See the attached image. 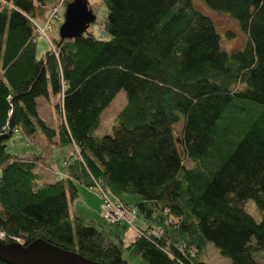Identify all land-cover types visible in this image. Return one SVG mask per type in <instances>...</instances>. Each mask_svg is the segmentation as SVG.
I'll list each match as a JSON object with an SVG mask.
<instances>
[{"label": "trees", "instance_id": "trees-1", "mask_svg": "<svg viewBox=\"0 0 264 264\" xmlns=\"http://www.w3.org/2000/svg\"><path fill=\"white\" fill-rule=\"evenodd\" d=\"M46 1L0 0L1 242L41 239L99 264H129L125 250L144 264H205L209 246L229 264H264V0H197L238 23L241 50L221 47L194 0H102L101 38H57L37 58L34 17ZM119 91L116 126L96 137ZM49 94L59 99V144L77 152L54 182L36 171L39 154L5 150L17 130L56 137L37 113ZM78 185L109 190L138 213L125 248L70 217Z\"/></svg>", "mask_w": 264, "mask_h": 264}, {"label": "rangeland", "instance_id": "rangeland-1", "mask_svg": "<svg viewBox=\"0 0 264 264\" xmlns=\"http://www.w3.org/2000/svg\"><path fill=\"white\" fill-rule=\"evenodd\" d=\"M72 2H79L84 5L88 13L92 16V20L87 23L85 30L95 37L101 38V28L107 13L106 6L102 0H47L45 7L41 9V14H36L34 20L36 25L40 27L37 31L36 38V57L42 58L45 53L51 49L55 51L54 40L60 38L59 29L65 21L67 6ZM193 8L209 17L213 25L221 37V47L230 52L232 50H241L246 41L247 36L242 32L238 23L225 14H218L209 10L200 1L192 2ZM59 99L49 94L48 97H39L36 99L37 113L39 119L45 126L55 130L56 137L49 139L48 136L40 129L30 137L23 134L21 130L15 131L13 136L6 140L5 150L7 153L27 157L32 154H39L40 163L36 168L43 174L48 182H54L55 179L66 177L67 164L69 157L76 158L77 152L73 145H60L58 126L59 115L55 110V105ZM126 97L123 91H119L109 106L100 116L99 125L94 131L96 137H102L111 134L116 126V115L123 108ZM63 176V177H62ZM112 200H117L124 206H127L118 197H115L109 190H106ZM246 213L251 215L256 221L261 219V211H259L252 200H247L243 206ZM101 202L99 200L97 190L89 191L88 187L78 185L77 197L69 204V215L74 217L82 215L86 223H90L98 229H103L104 234L112 240H117L115 236H127L133 239L132 233L135 220L130 225L126 222L103 219ZM93 220V221H91ZM93 222V223H91ZM121 231L124 230V231ZM120 231V232H119ZM127 239V241H128ZM14 242L22 243L21 239ZM123 247L125 248L124 244ZM256 257L264 259V250L256 253ZM123 258L129 264H144L137 255L131 254L125 250ZM205 264H229V260L221 257L213 246H209L202 256Z\"/></svg>", "mask_w": 264, "mask_h": 264}, {"label": "water", "instance_id": "water-1", "mask_svg": "<svg viewBox=\"0 0 264 264\" xmlns=\"http://www.w3.org/2000/svg\"><path fill=\"white\" fill-rule=\"evenodd\" d=\"M92 20L87 8L79 2L67 6L65 21L59 29L60 39L82 36L87 23ZM0 238V260L6 264H99L77 253L63 250L41 239L27 246L17 242L4 244Z\"/></svg>", "mask_w": 264, "mask_h": 264}, {"label": "built area", "instance_id": "built-area-1", "mask_svg": "<svg viewBox=\"0 0 264 264\" xmlns=\"http://www.w3.org/2000/svg\"><path fill=\"white\" fill-rule=\"evenodd\" d=\"M35 28H36V32L38 30H41L39 29L40 27H38L37 25H35ZM94 189L97 190V194L101 202L103 219L109 220L111 222H115V221L126 222L129 225L131 221L137 219L138 213L133 208L129 206H124L117 200H112L108 195V193L98 185H93L88 187L89 191H94ZM3 237L4 235L0 234V238ZM15 240L18 241V239Z\"/></svg>", "mask_w": 264, "mask_h": 264}, {"label": "crops", "instance_id": "crops-1", "mask_svg": "<svg viewBox=\"0 0 264 264\" xmlns=\"http://www.w3.org/2000/svg\"><path fill=\"white\" fill-rule=\"evenodd\" d=\"M63 177V176H62ZM65 177V176H64ZM80 215V214H79ZM83 219H84V217L82 216V215H80ZM85 220V219H84ZM91 221H93V220H91ZM91 223H93V222H91ZM142 225V222L140 221V220H136L135 222H134V225H133V232L134 233H132V235H134L133 236V239H128L127 238V236H122L121 234L120 235H118V236H115L116 237V239H120V240H122V242H123V244L126 246L128 243H131L134 239H135V237H136V227H138V226H141ZM103 230V229H102ZM120 231H121V229H120ZM119 231V232H120ZM122 231H124V230H122ZM121 231V232H122ZM127 239H128V241H127Z\"/></svg>", "mask_w": 264, "mask_h": 264}]
</instances>
